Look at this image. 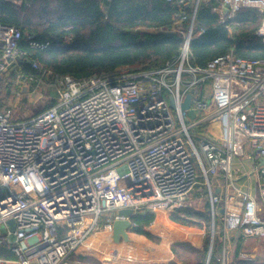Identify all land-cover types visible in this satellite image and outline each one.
Masks as SVG:
<instances>
[{"label":"built area","instance_id":"obj_1","mask_svg":"<svg viewBox=\"0 0 264 264\" xmlns=\"http://www.w3.org/2000/svg\"><path fill=\"white\" fill-rule=\"evenodd\" d=\"M243 8L262 13L257 36L264 42V0H220L216 10L224 23ZM194 27L192 20L186 32L177 26L184 44L161 68L97 78L46 71L29 82L54 86L53 107L28 119L15 118L12 107L0 109V224L8 231L0 245L15 255L0 257V264H68L102 217L112 234L114 221L124 218L119 210L172 214L190 207L199 186L213 224L218 216L222 222L224 255L231 230L264 239V181L250 192L236 165L243 156L264 158V58L230 51L194 67ZM25 38L32 36L0 23L1 84L23 77ZM32 67L42 65L34 60ZM14 85L21 95L28 83ZM192 90L190 108L202 111L197 124L205 127L198 143L190 132L196 123L188 125L181 112ZM254 172L264 176V164Z\"/></svg>","mask_w":264,"mask_h":264},{"label":"trees","instance_id":"obj_2","mask_svg":"<svg viewBox=\"0 0 264 264\" xmlns=\"http://www.w3.org/2000/svg\"><path fill=\"white\" fill-rule=\"evenodd\" d=\"M219 1H200L190 42V64L204 67L209 60L230 51L248 59L264 58V42L257 36L262 20L260 10L243 8L223 23L216 10ZM195 4L196 0L186 5L168 0H24L23 4L16 5L0 0V23L19 28L26 37L32 36L22 41L28 57L20 63L22 78L30 84V78H44L46 71L89 78L94 74H115L122 70L161 68L179 55L185 36L177 26L181 24L183 32L188 30ZM180 13L186 18H179ZM32 42L40 46L33 47ZM34 60L41 63V69L32 67ZM11 87L6 86L4 95L11 94ZM55 103L53 97L26 119L46 111ZM3 104L0 100V105ZM132 219L131 231L153 238L146 227L154 221L155 213H138ZM170 219L202 227L197 219L208 223L211 216L208 212L184 207L172 213ZM172 249L175 260L168 264L208 262V245L198 249L188 243H176ZM222 250L223 241L220 234H216L209 264H222ZM240 252L238 243L231 264H264V259L242 258ZM0 257L15 259L12 250L5 245H0ZM71 263L103 264L88 255L76 256Z\"/></svg>","mask_w":264,"mask_h":264},{"label":"crops","instance_id":"obj_3","mask_svg":"<svg viewBox=\"0 0 264 264\" xmlns=\"http://www.w3.org/2000/svg\"><path fill=\"white\" fill-rule=\"evenodd\" d=\"M142 30L153 31L150 29ZM262 164L263 163L260 162V159L253 160V158L250 156H243L236 161L237 168L240 170L241 184L243 186H249L250 192L256 191L258 181H264V176L258 177L254 172L255 169ZM219 191L220 190H218V192ZM205 207H207V211H205L204 209H195L204 213H210L209 201L207 206ZM221 210L222 208H220V212L222 213ZM198 221L203 224L202 227L181 224L171 220L170 216H167L166 212H155L154 221L148 227H146V230L152 234L153 238H149L145 235L129 231L131 241L128 242L123 240V244L119 243L118 248L124 252L131 249V251L136 252L137 257H140L144 255L142 254V252L145 253V251L143 250H148L144 246H151L150 252L148 251L147 253H145V255L153 262L146 264H168L171 261L175 260V254L173 252L172 247L176 243H188L198 249H204V247L208 245L209 248L212 240L214 244L216 234H220V238L223 241V227L219 216L216 218L215 225L213 224L211 218L212 230L208 228V224L204 220L198 219ZM204 230L206 231L205 239L203 236V234H205ZM207 233L210 234L207 235ZM239 236H242L240 238V241ZM263 242V238L257 239L244 236L241 229L231 230L228 235L227 253L224 255V252L222 250V264H231V262L233 261L234 251L238 243H240L241 245L240 257L242 256V254L247 255V258L261 257L262 255L260 254L264 253ZM224 256L225 260H223ZM177 264L182 263L178 262ZM207 264H209V262H207Z\"/></svg>","mask_w":264,"mask_h":264},{"label":"rangeland","instance_id":"obj_4","mask_svg":"<svg viewBox=\"0 0 264 264\" xmlns=\"http://www.w3.org/2000/svg\"><path fill=\"white\" fill-rule=\"evenodd\" d=\"M25 82L26 80H24L23 78L19 79L17 76H13L9 82L12 86L10 95H4V92L7 88L5 84L0 83V100L4 101V104L2 106L0 105V109L4 111L12 107L14 112L13 116L15 118L26 119V117L30 116L36 110L43 108L46 103L54 97L56 92L54 86L51 85L49 81H43L42 83L38 84H28V89L24 93H22L21 95L16 94V86L14 84L18 85ZM25 93L27 94L24 95ZM184 115L185 121L188 125L193 124L194 122L196 123L195 125H192V127H190V132L198 143L197 134L203 133L205 130V127H203L202 124H197L202 116V111L190 108L185 111ZM196 168L200 172L197 166ZM200 187L201 186L197 187V189L195 190L193 194V201L191 202L190 207H194L199 210L204 209L205 211H207V207L205 206H207L208 204V199L203 193H201L202 190L200 189ZM2 191H4L5 193L7 192V190H5L4 188L2 189ZM170 215L171 214L167 213V216ZM105 221L106 218L102 217L100 220L99 230H97V232L91 234L87 238L84 245L78 250L75 255H73L74 257L72 256L70 258L68 264H72L71 261H73V259L79 255H88L95 257L99 259L103 264H146L153 262L145 255V253H147L148 251L150 252L151 246H144L148 250H143L145 251V253L142 252V254L144 255L140 257H137L136 252L131 251V249L125 252L121 251L118 248L119 243L114 242L112 234L108 233L104 228H102V225ZM207 224L208 228L212 230V222L210 221ZM7 232L8 231L6 227L3 224H0V236L6 235ZM204 232L205 234H203V236L205 239L206 231L204 230ZM121 243L123 244V241ZM260 255H262L260 258L264 259V253H261ZM129 257H131V259H129ZM76 263H79V261H76Z\"/></svg>","mask_w":264,"mask_h":264},{"label":"water","instance_id":"obj_5","mask_svg":"<svg viewBox=\"0 0 264 264\" xmlns=\"http://www.w3.org/2000/svg\"><path fill=\"white\" fill-rule=\"evenodd\" d=\"M201 0H196L193 16H192V24L195 23L196 19V14L199 8ZM95 78L98 77V74L93 75ZM28 89V86H23V91L25 92ZM192 92L193 90L186 95V98L184 102L181 105V112L182 114L190 109L191 107V97H192ZM171 105L174 107L175 106V101L174 98L171 97ZM260 162L264 164V158L260 159ZM222 212L224 211L223 209L221 210ZM118 215L120 219H116L113 223V232H112V238L114 242L116 243H121L123 240L124 241H130L131 238L129 236V231L132 230L133 228V214L131 209H121L118 211ZM9 224L11 225L12 228H14V221L10 220ZM212 247H213V240L211 241L210 247H209V256H208V262L210 260L211 254H212Z\"/></svg>","mask_w":264,"mask_h":264}]
</instances>
